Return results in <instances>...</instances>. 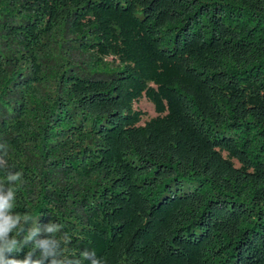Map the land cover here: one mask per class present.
<instances>
[{
  "label": "trees",
  "instance_id": "16d2710c",
  "mask_svg": "<svg viewBox=\"0 0 264 264\" xmlns=\"http://www.w3.org/2000/svg\"><path fill=\"white\" fill-rule=\"evenodd\" d=\"M68 27L122 67L62 63L34 105L40 54ZM30 143L50 166L6 259L38 260L31 226L56 215L50 264L90 247L105 264H264V0H0V176Z\"/></svg>",
  "mask_w": 264,
  "mask_h": 264
},
{
  "label": "rangeland",
  "instance_id": "374dc122",
  "mask_svg": "<svg viewBox=\"0 0 264 264\" xmlns=\"http://www.w3.org/2000/svg\"><path fill=\"white\" fill-rule=\"evenodd\" d=\"M90 27L92 28L94 27V25L91 24ZM87 33H89L88 29L77 30L73 27H68L67 29L63 30L61 28L60 31L56 34V41L49 44L43 50V52H41L40 59L43 64L44 79L41 84H38L34 87V90L32 92L34 105H41L51 99L50 97L52 96L55 88L59 85L60 82L59 76L62 73L60 65L62 63L70 61L73 64L82 65L84 67H87L88 69L102 71L104 73L116 72L122 67L116 59L101 56L97 52V50L94 49L92 44H88L89 40H85V35ZM134 109L143 113V125L146 122L157 117L154 105L146 98L136 102L134 104ZM64 156H66V153L60 155L58 157V160L63 159ZM25 157L27 158L28 163L25 162V164H23V169L19 170L13 167L10 169L6 167L5 169L13 175L16 172L22 173V177L20 179L11 181L7 179L8 174L4 177L0 176V194L7 195L9 190H12L15 193L12 201H10L13 206L7 210L6 214L12 216L17 220V222L19 220L24 221L27 217L32 215L33 211L31 205L37 200V196L40 192L41 186L43 185L40 184L39 186H37V183L39 182L38 179L43 175L44 172H46V169L50 166V164H43V157L37 150V147L34 143H30L28 145ZM2 158H0L1 161H3ZM27 167L29 169H27ZM30 173H34L35 175L32 176V174ZM73 180L77 186H80L85 181L77 175L72 176L69 179L67 178V182H72ZM46 187L47 198H49L53 203L51 207L58 211L65 210L64 206L59 201H57L58 198L56 195L58 194V192L54 190L53 186L46 185ZM58 217L59 216L56 215L53 216V220L50 221L52 222V224H45L48 218H45L43 220L42 218L35 220L34 224H32L31 226L32 229L29 232L30 234L28 235H35L38 244H41L45 241L54 242V246L55 244L56 246L57 244H61L60 242L66 240L64 236L62 235L58 237V232L56 230L55 232L48 231L50 227L54 226V224L56 225L55 220L58 219ZM67 219L69 220L66 221V226L72 229L76 236H81L83 231H89V229L86 228L85 230H82V219L79 216H74L71 213ZM86 227L89 228L91 226L87 225ZM10 234L11 232L9 233V235ZM39 249V251H45L44 247L42 246L39 247ZM83 249L81 248L82 252L84 253L86 250L88 251V249H92V247L84 249V251ZM49 256L50 255H48L47 257L49 258ZM37 259L41 260L42 264H50L49 261L45 258L44 254L41 252L37 256ZM18 260L23 261V259Z\"/></svg>",
  "mask_w": 264,
  "mask_h": 264
},
{
  "label": "clouds",
  "instance_id": "9594fccd",
  "mask_svg": "<svg viewBox=\"0 0 264 264\" xmlns=\"http://www.w3.org/2000/svg\"><path fill=\"white\" fill-rule=\"evenodd\" d=\"M22 177V173L16 172L14 175L9 173L7 179L11 181L18 180ZM15 193L9 190L7 195L0 194V264H29L28 260L6 259L5 254L12 251H19L17 246V240L15 237L9 239V233L13 232L17 228V220L12 216L7 215L6 212L13 204L10 202L13 199ZM56 226L50 227L48 231H54ZM31 239V237H28ZM53 245V246H50ZM37 247H44V256L55 255L54 242L45 241L41 244H37ZM84 260L90 261V264H105L104 259L100 260L96 258L94 252L85 251L82 254L81 260H75L72 264H83ZM31 264H42L41 260L32 261ZM52 264H63L62 260H53Z\"/></svg>",
  "mask_w": 264,
  "mask_h": 264
}]
</instances>
